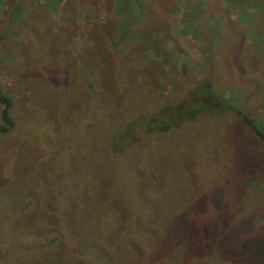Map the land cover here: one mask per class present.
Here are the masks:
<instances>
[{
  "label": "rangeland",
  "instance_id": "rangeland-1",
  "mask_svg": "<svg viewBox=\"0 0 264 264\" xmlns=\"http://www.w3.org/2000/svg\"><path fill=\"white\" fill-rule=\"evenodd\" d=\"M249 1L0 0L14 123L0 135V264H94L77 257L87 248L107 264H264V143L241 119L263 115L264 0ZM203 79L227 97L190 95ZM147 110L174 133L149 138ZM97 184L103 198H79ZM138 194L168 200L144 219ZM102 221L110 248L61 228ZM116 231L142 245L135 261Z\"/></svg>",
  "mask_w": 264,
  "mask_h": 264
},
{
  "label": "trees",
  "instance_id": "trees-1",
  "mask_svg": "<svg viewBox=\"0 0 264 264\" xmlns=\"http://www.w3.org/2000/svg\"><path fill=\"white\" fill-rule=\"evenodd\" d=\"M146 1L148 2L149 0H146ZM153 1H155V0H150V2H153ZM197 1H198L197 5L200 7L203 6L206 2V0L205 1L204 0H197ZM233 1H236V0H233ZM246 1L250 2L249 0H243V5H245ZM243 5H241V8L244 7L245 11L252 12V9L250 7L243 6ZM251 18H255L254 15L251 14ZM139 22H140L141 26H146V24L149 23V21H145L143 18H142V21H139ZM188 93H190V95L191 94H193V95L198 94V95H202V96L205 93H207V94H209L210 97H213V98L217 97L218 99L219 98L224 99L227 97V95L225 93L215 92L212 89L211 84H209L207 81H204V79L201 80L198 84H195L194 86H192L189 89ZM223 99H221V100H223ZM260 101H262V106H260L259 109L263 111V115L260 117L259 122H257V123L252 122L251 119L248 116H246L245 114L242 115L241 119L245 125H247V126L250 125L253 128L254 133L257 136V138L261 142L264 143V94H263L262 98L260 99ZM175 103H177V101ZM187 105H189V104L185 103V102L180 103L179 110L185 109L187 107ZM11 106H12V101L10 99L6 98V96L0 91V135L8 134L14 127V123L10 117V114H9V109L11 108ZM201 108H203V107L202 106H200L198 108H196V107L192 108L191 107L188 110V115L184 118L183 123L191 122L196 117L197 113L201 110ZM203 109H205V108H203ZM140 117L142 119H144L147 123L146 124V130H148L147 134H149V138L156 137V136L168 137L174 133L175 128L178 126V123L159 121L158 113L157 114H150V112L148 110L146 112H141ZM149 124H153L154 128H151V126ZM105 152H106L105 154H103L99 157H96V158H99L104 162V157L107 156V150ZM99 166L100 165H97V164L94 165L95 172H97L99 170ZM147 178L148 177H145L144 179L138 178L137 182L139 184H141V183L145 184L147 182ZM151 179L154 180L153 178H151ZM148 186L145 184L143 189L140 191L142 193L149 191ZM136 187H137V184H135V188ZM100 189H103L104 191H106L107 186L97 184L94 186L93 189L87 190L83 194H81L79 196V198L81 199V197L83 195H87L88 197L96 195V196L103 198V196L99 192ZM136 192H138V191H136ZM138 195L144 201V205L141 208V210H142L141 215H142V218H144V219L151 216V214L145 208L148 201L159 204L160 202L168 200L167 198H157V197H153L152 195H146V196L142 195V194H138ZM49 206H50V204H49ZM51 206H54L57 209L58 203H52ZM67 206H68V208L72 209L73 204L67 203ZM91 207H92V205H91ZM48 216H50L51 218H53L55 220L57 219V213H49ZM171 221H172V216L169 218L168 222L165 225H169L171 223ZM61 228L63 229L64 235L66 236L67 239H72L74 234L77 233V234H82L83 240H86L88 238L87 235L90 234V235H96L99 238L102 237L106 241V243L103 244V246H107L109 248L111 246V244H110V246H109V244H107V239L110 240L111 236L107 237V233H108L107 232V224L104 221H102L101 223L95 222V223L87 225V226H85V225H82V226L79 225V227L73 226V230H70V228L68 226H65V227L62 226ZM131 236L132 235H129L128 233H126V231H116L114 234V239L112 240V243L115 242L114 250H116L119 253V255H121V256H126L127 254L129 255L125 258H122L123 260H127V262H128V259H131V258L135 261L137 259V255L141 251V247H142V245L140 243H137V245L133 246L132 243L130 242ZM87 240H89V239H87ZM54 241L55 240L52 239V242H54ZM4 242L8 246V242L5 238H4ZM24 242H26L25 248L27 250H30V249L34 250L38 247V244L31 245V243H29L27 241H24ZM70 245H73V244L70 243ZM85 251L87 252V254L81 255V253H79L77 255V257L82 256V259L84 261L90 262L91 258L88 257V255L90 254V256H94V258L92 259L94 264H95V260L99 261L101 264H107V251L95 250V254L92 253L89 248L85 249ZM112 252H113V249H112ZM77 257H76V255H72L71 261H73ZM138 263L141 264V262L139 260H137V264ZM128 264H129V262H128Z\"/></svg>",
  "mask_w": 264,
  "mask_h": 264
}]
</instances>
